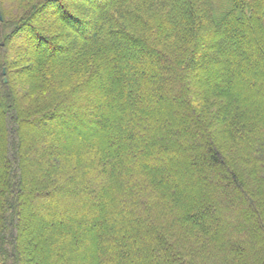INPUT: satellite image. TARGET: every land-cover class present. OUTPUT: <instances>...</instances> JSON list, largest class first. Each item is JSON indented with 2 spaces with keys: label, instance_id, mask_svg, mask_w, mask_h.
<instances>
[{
  "label": "trees",
  "instance_id": "1",
  "mask_svg": "<svg viewBox=\"0 0 264 264\" xmlns=\"http://www.w3.org/2000/svg\"><path fill=\"white\" fill-rule=\"evenodd\" d=\"M0 264H264V0H0Z\"/></svg>",
  "mask_w": 264,
  "mask_h": 264
},
{
  "label": "rangeland",
  "instance_id": "2",
  "mask_svg": "<svg viewBox=\"0 0 264 264\" xmlns=\"http://www.w3.org/2000/svg\"><path fill=\"white\" fill-rule=\"evenodd\" d=\"M217 11L222 12L227 9L231 3V0H214Z\"/></svg>",
  "mask_w": 264,
  "mask_h": 264
},
{
  "label": "water",
  "instance_id": "3",
  "mask_svg": "<svg viewBox=\"0 0 264 264\" xmlns=\"http://www.w3.org/2000/svg\"><path fill=\"white\" fill-rule=\"evenodd\" d=\"M4 72V71H3ZM4 81H5V79H4Z\"/></svg>",
  "mask_w": 264,
  "mask_h": 264
}]
</instances>
